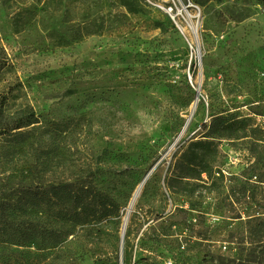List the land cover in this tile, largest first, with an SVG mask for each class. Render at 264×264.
Returning a JSON list of instances; mask_svg holds the SVG:
<instances>
[{"label": "rangeland", "instance_id": "1", "mask_svg": "<svg viewBox=\"0 0 264 264\" xmlns=\"http://www.w3.org/2000/svg\"><path fill=\"white\" fill-rule=\"evenodd\" d=\"M29 114L0 130V198L89 176L110 215L0 261L264 264L262 0H0L1 128ZM217 117L244 132L210 139L212 175L185 195L180 166Z\"/></svg>", "mask_w": 264, "mask_h": 264}, {"label": "trees", "instance_id": "2", "mask_svg": "<svg viewBox=\"0 0 264 264\" xmlns=\"http://www.w3.org/2000/svg\"><path fill=\"white\" fill-rule=\"evenodd\" d=\"M32 116L29 114L20 117L11 126L5 124L1 128L0 125V130L2 132L19 130L34 124L31 121ZM240 124L241 121H231L228 117H217L202 126L204 129L207 128L204 136L207 140L192 143L196 150H193L189 159L183 162L179 169L178 180H186L182 182L179 192L192 195L194 186L189 180H199L202 174L207 179L211 177L217 148L210 139L213 137L237 139L238 128L240 131L243 129ZM251 131L264 133L259 128H253ZM45 186L19 185L10 192V197L0 198V250L33 246L42 251L52 252L54 249L62 248L69 236L74 235L76 228L82 229L91 224H99L110 215L104 206L93 208L92 202L103 198L89 176H77L72 181H57ZM47 192H50L51 196L47 197ZM258 225L260 227L257 228V232L264 234V222ZM0 264L21 263L2 258Z\"/></svg>", "mask_w": 264, "mask_h": 264}, {"label": "bare ground", "instance_id": "3", "mask_svg": "<svg viewBox=\"0 0 264 264\" xmlns=\"http://www.w3.org/2000/svg\"><path fill=\"white\" fill-rule=\"evenodd\" d=\"M146 179L141 181V183L135 188L132 196H131V202H130V205H129V208L127 209V214L125 215L124 219H123V223H122V232L124 233L125 231V227H126V224H127V220H128V217H129V212H130V209L131 207L133 206V204L135 203V201L138 199V196L140 195L144 185L146 184Z\"/></svg>", "mask_w": 264, "mask_h": 264}, {"label": "water", "instance_id": "4", "mask_svg": "<svg viewBox=\"0 0 264 264\" xmlns=\"http://www.w3.org/2000/svg\"><path fill=\"white\" fill-rule=\"evenodd\" d=\"M122 236H123V232H122Z\"/></svg>", "mask_w": 264, "mask_h": 264}]
</instances>
